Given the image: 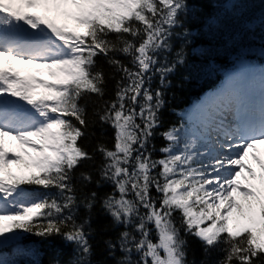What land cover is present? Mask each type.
Returning <instances> with one entry per match:
<instances>
[{
    "label": "snow or ice",
    "instance_id": "1",
    "mask_svg": "<svg viewBox=\"0 0 264 264\" xmlns=\"http://www.w3.org/2000/svg\"><path fill=\"white\" fill-rule=\"evenodd\" d=\"M194 12V0H0V244L59 237L73 246L64 264H94L98 194L75 179L94 158L82 140L98 105L114 142L93 150L103 158L95 183L112 186L102 207L124 229L106 242L115 264H190L181 231L219 249L216 264H264V70L258 99L242 73L229 75L161 133L162 156L150 146L165 103L151 82L185 63L183 47L160 57L177 35L187 42ZM100 57L119 75L114 98ZM79 181L94 178L80 171Z\"/></svg>",
    "mask_w": 264,
    "mask_h": 264
},
{
    "label": "trees",
    "instance_id": "2",
    "mask_svg": "<svg viewBox=\"0 0 264 264\" xmlns=\"http://www.w3.org/2000/svg\"><path fill=\"white\" fill-rule=\"evenodd\" d=\"M226 1L228 0H194L195 12L184 20V28L190 31L187 42L183 35H177L171 41V51L160 57L162 63L172 61L176 51L184 48L185 63L168 75L165 85H161L158 73L153 76L151 82L153 89L161 88L164 92L165 101L160 111L161 125L155 130L150 142V146H154V158L163 155L159 149L165 146L166 141L161 133L171 125L184 121L181 112L186 106L217 83L218 77L213 64L220 65L222 61H226V53L230 54L236 46H264V0H237L232 5L233 11L224 14ZM177 32L182 33L183 29H177ZM234 44L236 45L233 46ZM118 58L130 64V57L120 54ZM98 62L107 77L108 95L105 98H114L115 83L119 75L113 73V69L103 57H100ZM97 107L98 105L87 107L89 126L82 140L83 146L93 153L94 158L77 171L75 182L82 192L95 191L98 194L97 202L91 211L94 229L90 236L94 250L92 260L94 264H115L120 253L117 252L115 257L110 255L106 242L115 240L124 229L123 226H113L111 218L102 207V200L106 194L112 192V186L104 182L95 183L100 180L99 168L103 158L99 152L93 151L101 143L112 147L113 129L99 121L95 114ZM80 171H88L93 175L94 182L86 188L81 187ZM79 214L82 218L88 215L83 207L79 209ZM176 222L179 226L178 214ZM181 236L187 241V259L190 264L193 261L195 264H216L223 255L219 249L205 251L202 243L192 235L181 231ZM21 246L32 251L34 255L27 264H53L54 260L64 264L73 256V246L59 237L41 240L35 235L22 234L21 241L16 242L14 248Z\"/></svg>",
    "mask_w": 264,
    "mask_h": 264
},
{
    "label": "rangeland",
    "instance_id": "3",
    "mask_svg": "<svg viewBox=\"0 0 264 264\" xmlns=\"http://www.w3.org/2000/svg\"><path fill=\"white\" fill-rule=\"evenodd\" d=\"M242 62V61H241ZM241 62H239V63H241ZM229 71V70H228ZM263 148H259V150H260V152L261 153H264V146H262ZM255 166V165H254Z\"/></svg>",
    "mask_w": 264,
    "mask_h": 264
}]
</instances>
